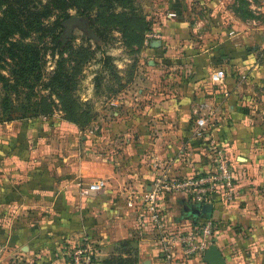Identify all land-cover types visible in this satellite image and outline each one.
<instances>
[{"label": "crops", "instance_id": "0c3cea01", "mask_svg": "<svg viewBox=\"0 0 264 264\" xmlns=\"http://www.w3.org/2000/svg\"><path fill=\"white\" fill-rule=\"evenodd\" d=\"M254 8L264 14V0ZM257 18L232 17L201 36L196 32L204 20L192 27L173 18L156 21L152 30L160 38L143 50L135 103L96 143L63 120L1 122L0 264H65V250L81 241L96 250L92 264H107L125 239L133 240L136 264H165L157 236L143 230L146 212L126 205L129 192L137 200L160 170L177 177L206 172L211 141L226 150L238 186L230 202L219 192L211 198L212 245L224 264H264V176L255 160L264 134V64L258 67L264 18ZM215 69L223 71L221 82L210 80ZM207 113L211 126L200 139L194 122ZM96 179L103 180L102 189L80 192ZM192 205L178 194H162L167 229H189L194 219H205L191 217Z\"/></svg>", "mask_w": 264, "mask_h": 264}, {"label": "rangeland", "instance_id": "374dc122", "mask_svg": "<svg viewBox=\"0 0 264 264\" xmlns=\"http://www.w3.org/2000/svg\"><path fill=\"white\" fill-rule=\"evenodd\" d=\"M258 2L259 0H133L142 20L150 29L143 31V34L136 30L132 33L140 35L139 45L129 43L130 39L122 35L115 26H109L98 38L88 37V19L78 15L73 9L67 11L68 15H77L85 20L84 29L73 26L64 34L61 23H52L54 16H51L44 21L50 24V33L57 36V42L67 38L68 47L51 42L48 36L39 38V32L32 33L25 39L42 49L33 71L26 72L17 81H13L14 78L9 74L16 66L11 62L4 64L3 74L10 79L5 88L0 84V119L2 122H10L22 117L42 115L43 118L69 123L67 119L70 117L74 119L70 123L77 131L96 143L94 139L109 133L111 124L125 119L128 110L132 108L131 103H135L132 98L141 85L145 66L142 56L145 34L154 31L152 27L156 21L159 22L163 17L173 18L192 27L195 20H204L205 26L200 28V33L196 32V36H201L205 31H211V28L220 30L226 21H230L232 17L238 18L239 14L249 13L253 18L258 15L257 19L262 20L264 14L254 8ZM169 13L174 16L170 17ZM202 23L203 21V26ZM196 36L192 35L191 38ZM243 37L244 35L241 38ZM249 37L245 35L244 38L248 41ZM253 54L251 52L249 55L255 57ZM59 57L64 58L66 70L74 74L68 82L70 89L67 93L51 91L47 86ZM258 62L260 67L264 64V58ZM44 106L48 107L49 112L39 114ZM262 124L264 128V120ZM255 149V160L261 164L259 167L261 166V174L264 176V134L263 139L256 142Z\"/></svg>", "mask_w": 264, "mask_h": 264}, {"label": "trees", "instance_id": "16d2710c", "mask_svg": "<svg viewBox=\"0 0 264 264\" xmlns=\"http://www.w3.org/2000/svg\"><path fill=\"white\" fill-rule=\"evenodd\" d=\"M75 10L78 15L86 17L89 21L90 38H98L109 26L119 28V32L130 39L129 43L139 45L141 38L136 31H148L149 26L144 23L133 0H0V84L8 86V76L4 75V64L12 63L16 69L10 70L13 81L22 79L26 72H32L42 47H37L25 39L32 33L39 32L38 37H49L51 42L68 47L67 38L56 41L57 36L50 33V24L44 21L54 16L52 23L59 25L69 17L67 11ZM118 9V10H117ZM242 20L253 18L248 14L237 16ZM48 33V34H47ZM45 50V48H43ZM78 63V62H77ZM77 66V64H76ZM74 69V68H73ZM72 70V68H71ZM64 67V58L56 60V66L48 79V88L51 91L67 93L70 87L68 82L73 77ZM13 87V85H9ZM49 112L44 106L39 114ZM25 117H22L24 119ZM26 118H42L36 115ZM70 122L73 118L68 117ZM2 120L0 119V123ZM69 122V123H70ZM107 264H136V248L133 240L125 239L117 243L105 260Z\"/></svg>", "mask_w": 264, "mask_h": 264}, {"label": "built area", "instance_id": "2783aa9c", "mask_svg": "<svg viewBox=\"0 0 264 264\" xmlns=\"http://www.w3.org/2000/svg\"><path fill=\"white\" fill-rule=\"evenodd\" d=\"M169 16H174L169 13ZM156 31L145 34L144 44L147 46L152 40L159 39ZM223 71L215 69L210 73L213 83L221 82ZM211 114L207 113L196 118L193 134L202 139L211 126ZM211 164L206 172H196L177 177L160 170L156 172L143 194L136 198L129 192L126 205L143 209L147 220L143 222L145 233L157 236L160 258L165 264H195L202 261V257L209 246L215 241V226L209 219L194 222L189 229L168 230L164 222L161 198L162 194H178L193 205L210 204L212 196L219 192L222 200L232 201L238 191L233 164L223 147L215 146L211 141ZM104 187L101 179L90 181L81 187L82 194H91ZM178 249V252L175 251ZM65 264H92L96 250L88 241H81L67 248L64 252Z\"/></svg>", "mask_w": 264, "mask_h": 264}, {"label": "water", "instance_id": "95a60500", "mask_svg": "<svg viewBox=\"0 0 264 264\" xmlns=\"http://www.w3.org/2000/svg\"><path fill=\"white\" fill-rule=\"evenodd\" d=\"M61 25L63 26V33L66 34L73 26H76L80 29H84L85 20L81 19L77 15H70L61 22ZM154 45H157V43ZM187 210L190 213L191 217L200 216L206 219L210 217L211 205L204 204L201 207L199 205H192L190 207L188 206ZM195 220L196 219H194V222ZM202 261H204L207 264H224L221 254L214 245L208 247V249L205 251L202 257Z\"/></svg>", "mask_w": 264, "mask_h": 264}]
</instances>
